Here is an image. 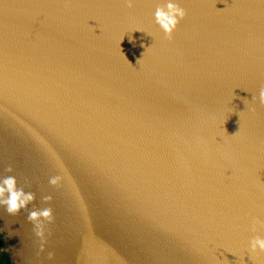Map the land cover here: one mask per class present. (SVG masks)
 Masks as SVG:
<instances>
[{
  "label": "water",
  "instance_id": "95a60500",
  "mask_svg": "<svg viewBox=\"0 0 264 264\" xmlns=\"http://www.w3.org/2000/svg\"><path fill=\"white\" fill-rule=\"evenodd\" d=\"M173 2L0 0L10 264H264V0Z\"/></svg>",
  "mask_w": 264,
  "mask_h": 264
},
{
  "label": "clouds",
  "instance_id": "9594fccd",
  "mask_svg": "<svg viewBox=\"0 0 264 264\" xmlns=\"http://www.w3.org/2000/svg\"><path fill=\"white\" fill-rule=\"evenodd\" d=\"M135 0H124L127 7L132 8ZM186 11L180 7L178 3L173 0H167L165 7H157L155 11V18L157 24L161 27L162 31L171 40L174 31L177 29L180 21L186 17ZM259 103L264 106V88L260 89L259 92ZM8 172L12 169L8 168ZM61 177L56 176L50 179L51 185H56L60 181ZM5 193L7 197L5 198ZM45 202L52 199L51 196L43 197ZM34 200L32 193L25 194L23 189H17V181L14 176H8L3 180L0 185V205L6 206V210L9 214L15 215L22 209H27L28 203ZM52 217V209L44 208L39 211H31L28 213V218L33 222L34 227L37 229L36 234L39 236L42 234V221H50ZM43 218V219H41ZM256 224H260L264 227V222L254 221L253 229L255 230ZM251 254L264 253V238L256 237L251 241L250 249Z\"/></svg>",
  "mask_w": 264,
  "mask_h": 264
},
{
  "label": "trees",
  "instance_id": "16d2710c",
  "mask_svg": "<svg viewBox=\"0 0 264 264\" xmlns=\"http://www.w3.org/2000/svg\"><path fill=\"white\" fill-rule=\"evenodd\" d=\"M2 238V235H0V264H10L8 255L1 251L5 247Z\"/></svg>",
  "mask_w": 264,
  "mask_h": 264
}]
</instances>
